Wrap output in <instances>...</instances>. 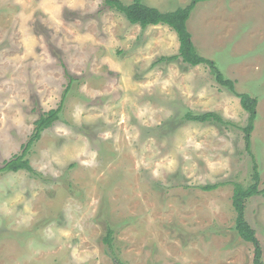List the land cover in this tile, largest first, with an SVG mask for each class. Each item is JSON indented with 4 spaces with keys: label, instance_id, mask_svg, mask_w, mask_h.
<instances>
[{
    "label": "rangeland",
    "instance_id": "obj_1",
    "mask_svg": "<svg viewBox=\"0 0 264 264\" xmlns=\"http://www.w3.org/2000/svg\"><path fill=\"white\" fill-rule=\"evenodd\" d=\"M186 25L198 54L257 100L261 193L245 219L264 262V0L198 3ZM178 48L167 26L131 25L103 0H0V167L72 78L26 156L34 174L0 173V264H252L232 207L233 184L251 182L247 114L208 67L159 61ZM206 112L221 123L184 117Z\"/></svg>",
    "mask_w": 264,
    "mask_h": 264
},
{
    "label": "trees",
    "instance_id": "obj_2",
    "mask_svg": "<svg viewBox=\"0 0 264 264\" xmlns=\"http://www.w3.org/2000/svg\"><path fill=\"white\" fill-rule=\"evenodd\" d=\"M207 1L210 0H190L189 4L186 6L178 7L174 11L169 12H162L155 7L148 6L142 0H132V2L128 4H125L120 0H103V4L106 8L115 10L122 14L131 25H138L141 29H145L148 26L158 25H165L170 28L176 34L179 42L178 53L169 58H160L159 61H172L175 59H180L183 63L191 67L204 65L208 67L211 76L218 85L224 87L239 99L242 110L247 114L246 124L241 129L244 133L245 149L250 155L252 161V174L251 182L248 186H243L239 183L233 184L234 189L232 194V207L235 212L234 230L244 242L252 244V264H264L262 259V249L256 237V233L245 219L246 201L251 197L261 193V191L258 189V184L260 181L258 165L250 151V136L253 132L254 123L257 117V100L247 93H238L235 89V83L232 80L225 78L223 73L216 66L215 62L199 55L196 51L192 43L191 34L187 30L186 24L195 6L198 3ZM71 82L72 78L70 77L68 85L63 91L58 106L55 109H51L40 114L38 119L34 122L33 133L31 134L29 140L22 146L21 153L5 161L0 167V173H16L18 171L24 170L31 175L34 174V171L30 166V162L26 156L29 155L31 147L39 141L41 133L60 120V114L63 111L64 101L69 91ZM184 117L187 121L199 123H206L210 121L221 123L222 121L218 114L211 112L202 114L186 113ZM217 187L218 186L214 184L202 186L200 189L206 192L213 191ZM263 192L264 191H262V193ZM104 241L108 247L111 248L112 231L107 232ZM116 264L123 263L117 260Z\"/></svg>",
    "mask_w": 264,
    "mask_h": 264
}]
</instances>
